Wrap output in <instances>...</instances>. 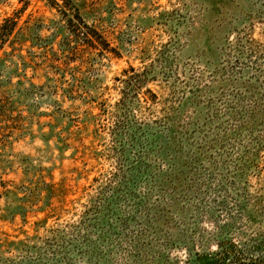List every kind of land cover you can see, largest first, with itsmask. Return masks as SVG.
I'll return each instance as SVG.
<instances>
[{
  "label": "rangeland",
  "instance_id": "1",
  "mask_svg": "<svg viewBox=\"0 0 264 264\" xmlns=\"http://www.w3.org/2000/svg\"><path fill=\"white\" fill-rule=\"evenodd\" d=\"M93 2L118 55L93 54L73 80L49 61L56 9L0 0V20L25 7L42 46L26 70L5 60L35 87L13 77L14 128L0 122V264L263 258L264 0ZM130 66L137 91L117 80Z\"/></svg>",
  "mask_w": 264,
  "mask_h": 264
},
{
  "label": "trees",
  "instance_id": "2",
  "mask_svg": "<svg viewBox=\"0 0 264 264\" xmlns=\"http://www.w3.org/2000/svg\"><path fill=\"white\" fill-rule=\"evenodd\" d=\"M46 1L51 8L56 9L59 16L57 22H61V30L59 33L57 32L54 35L53 39H51V44L55 43L57 38H60L58 40V44L61 47L60 51L62 56L60 57L59 54L57 55L58 51L54 50V55L53 57L49 58V61L52 63L58 62V67H62V70L71 69V71H73L71 74L73 80H77L79 76L78 73L82 71V68L84 65H86L93 54H96L94 56H97L99 53H101L103 56L106 52H110L114 56L118 55V50L110 46L106 32L101 28L99 20L96 18V16H94L91 23H89V19L91 18L90 16L94 15L92 13L96 10L93 0ZM24 8L25 7L23 6L13 15L7 16L0 20V52H3L2 55H0V71H6L9 73L8 76L4 77L3 79L2 76H0V122L2 121L5 123L4 127L8 129L14 128V126H9L10 120L8 118L13 115L14 108L8 106L9 104H13L8 97V87L15 85L22 89V85L24 84V81L21 79L13 83L12 78L24 76L30 82L29 87H35V84L29 79V77L26 76L25 71L21 74L17 73L18 62H16L17 66L15 65V68L12 70H8L12 67H7L5 65L7 56H11L10 59H12L13 56H16L22 63L24 70H26L28 67H32V62L28 57L31 56V48L38 46L33 44L28 36L29 30L32 28V26H30L27 21L20 25L22 10ZM29 41L31 45H28L26 48V55L23 54L22 51L25 49V46H27ZM39 47L42 48V46ZM7 48H10V51H7ZM43 51L46 52V48H44ZM60 60H62V62H60ZM32 69L35 71L36 68L33 66ZM129 71L132 72L131 75H129ZM124 75H127V77L124 79L117 78V80H121L124 84H126V87L137 91L143 86L145 81L144 75L141 72H137L133 66H130L128 70H124ZM149 92L151 91L149 90ZM1 163L2 161L0 160V165ZM6 169H8V167L0 166V170L6 171ZM0 184L4 188L6 187L5 181L0 180ZM47 186L48 187L46 190L52 193L53 185L47 184ZM7 192L14 194V192H11V190H7ZM47 206H49V204ZM46 207H40L39 211H45ZM15 214H17L16 209L12 210L11 217H13ZM1 217L6 219L7 216ZM230 249H234V246H230ZM255 250L257 251L258 248ZM228 258L236 259L235 254L231 255L230 252H227L223 254V260H186L184 264H264V257L259 258L258 255H256V258H252L251 260H226Z\"/></svg>",
  "mask_w": 264,
  "mask_h": 264
}]
</instances>
